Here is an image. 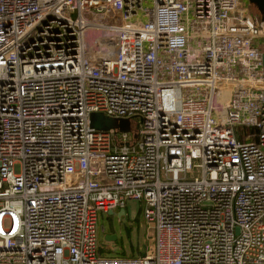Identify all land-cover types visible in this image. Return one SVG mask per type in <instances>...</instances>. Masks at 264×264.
Segmentation results:
<instances>
[{
	"label": "built area",
	"instance_id": "obj_1",
	"mask_svg": "<svg viewBox=\"0 0 264 264\" xmlns=\"http://www.w3.org/2000/svg\"><path fill=\"white\" fill-rule=\"evenodd\" d=\"M263 55L244 0H0V264H264Z\"/></svg>",
	"mask_w": 264,
	"mask_h": 264
},
{
	"label": "rangeland",
	"instance_id": "obj_2",
	"mask_svg": "<svg viewBox=\"0 0 264 264\" xmlns=\"http://www.w3.org/2000/svg\"><path fill=\"white\" fill-rule=\"evenodd\" d=\"M248 6L253 19L264 24V13L250 0H244ZM109 119H113V129L119 134L127 133L135 139L139 138L140 121L132 117L112 118L104 115ZM144 205L142 202L131 201L127 204L126 216L122 219L118 217L119 211L114 215L104 214L100 217L99 239L101 243V254L107 257H121L122 255L133 256L136 248L137 256L144 250H149L153 245V231L150 230L143 219ZM107 235L117 236V241L107 242ZM106 245L110 249H106Z\"/></svg>",
	"mask_w": 264,
	"mask_h": 264
},
{
	"label": "water",
	"instance_id": "obj_3",
	"mask_svg": "<svg viewBox=\"0 0 264 264\" xmlns=\"http://www.w3.org/2000/svg\"><path fill=\"white\" fill-rule=\"evenodd\" d=\"M250 2L255 3L260 10L264 13V0H250ZM263 65H264V55H263ZM91 120V127L94 130L97 131H102V132H107L113 129V119H109L107 117H105L102 114H93L90 117ZM126 134V133H125ZM114 212H111L109 215H114ZM126 210L123 209L118 213V217L120 219L124 218L126 216ZM117 236H111V235H107L105 237V240L107 242H116L117 241Z\"/></svg>",
	"mask_w": 264,
	"mask_h": 264
},
{
	"label": "trees",
	"instance_id": "obj_4",
	"mask_svg": "<svg viewBox=\"0 0 264 264\" xmlns=\"http://www.w3.org/2000/svg\"><path fill=\"white\" fill-rule=\"evenodd\" d=\"M132 250L135 251V254H133V257H136V256H137V255H136V254H137V250H136V248H132ZM146 251H147V250H144V252L140 253L141 256L144 255ZM122 256H126V255H122Z\"/></svg>",
	"mask_w": 264,
	"mask_h": 264
}]
</instances>
